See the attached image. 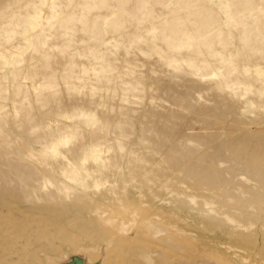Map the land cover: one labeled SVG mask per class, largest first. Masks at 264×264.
I'll list each match as a JSON object with an SVG mask.
<instances>
[{
  "label": "rangeland",
  "instance_id": "374dc122",
  "mask_svg": "<svg viewBox=\"0 0 264 264\" xmlns=\"http://www.w3.org/2000/svg\"><path fill=\"white\" fill-rule=\"evenodd\" d=\"M264 264V0H0V264Z\"/></svg>",
  "mask_w": 264,
  "mask_h": 264
},
{
  "label": "bare ground",
  "instance_id": "6f19581e",
  "mask_svg": "<svg viewBox=\"0 0 264 264\" xmlns=\"http://www.w3.org/2000/svg\"><path fill=\"white\" fill-rule=\"evenodd\" d=\"M70 264H81V263L76 261V262H73V263H70Z\"/></svg>",
  "mask_w": 264,
  "mask_h": 264
}]
</instances>
